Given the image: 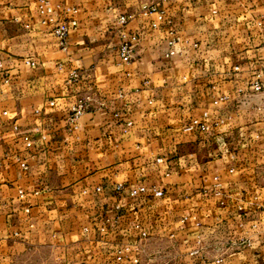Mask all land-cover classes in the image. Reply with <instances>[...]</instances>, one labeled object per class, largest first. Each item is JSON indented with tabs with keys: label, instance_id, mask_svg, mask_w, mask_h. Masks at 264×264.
I'll list each match as a JSON object with an SVG mask.
<instances>
[{
	"label": "crops",
	"instance_id": "crops-1",
	"mask_svg": "<svg viewBox=\"0 0 264 264\" xmlns=\"http://www.w3.org/2000/svg\"><path fill=\"white\" fill-rule=\"evenodd\" d=\"M52 3L66 47L38 0H0V264H264V0Z\"/></svg>",
	"mask_w": 264,
	"mask_h": 264
},
{
	"label": "built area",
	"instance_id": "built-area-1",
	"mask_svg": "<svg viewBox=\"0 0 264 264\" xmlns=\"http://www.w3.org/2000/svg\"><path fill=\"white\" fill-rule=\"evenodd\" d=\"M60 8V6H55L52 3V0H38V10L39 12L44 15L43 22H51L54 23L53 26V34L59 39L60 43L63 47H66L67 44V38L70 34V31L72 28L76 27L78 25V19L76 17H71L68 20L58 21L56 19V11ZM63 9V8H62ZM65 12H71L72 14H75L78 12V9L74 6L72 7H66L64 8ZM141 13L143 16L148 17L152 14H156V20L152 23L153 27H157L158 24L165 20V14L166 11L164 8L160 7L158 4L155 3H147L143 4L141 7ZM127 16L121 15L119 17V21L122 24H125L127 22ZM139 43V34L138 33H130L127 32L122 33V42L119 45V55L122 58V60L125 63H129L134 58V53L136 50V47ZM171 44L173 45V41H171ZM171 53H174V50L171 49ZM72 77L76 78L78 77L77 72L72 73ZM254 89L256 92H264V81L257 80L254 83ZM224 98V97H223ZM222 99V97L220 98ZM91 100L90 95H87L85 97L78 98L75 105L72 106L70 115L68 117L69 123L71 125H76L78 118L81 114H83L88 108H89V101ZM216 100V102H218ZM54 104V102H52ZM208 112H205L203 117H207ZM203 117H197L194 118L190 124L188 125L187 129L193 130V129H199L201 131H208L211 128V125L203 119ZM28 145H31V142L28 141ZM22 166L26 167V163L22 162ZM124 188L123 183H119L117 185V190H122ZM152 190L154 193L158 196H161L164 194L163 190L157 189L155 186H152ZM147 191L146 186H140L138 188H135L132 190L133 195H137L139 193H144ZM21 195H24V191L20 189ZM261 209L264 211V204L261 205ZM138 228H140V225H137ZM141 237L142 238H148L149 234L147 231L142 230L141 231ZM129 249V248H128ZM127 249V250H128ZM141 248H137L135 254L132 256L131 260L134 264H144L142 257H141ZM122 255L120 254L118 256V259H122ZM218 263H220L222 260L218 259Z\"/></svg>",
	"mask_w": 264,
	"mask_h": 264
}]
</instances>
